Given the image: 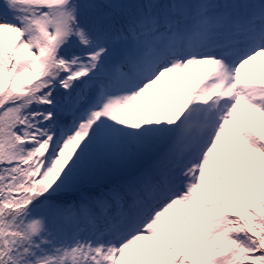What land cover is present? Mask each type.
<instances>
[{
  "label": "snow or ice",
  "instance_id": "6c2138e0",
  "mask_svg": "<svg viewBox=\"0 0 264 264\" xmlns=\"http://www.w3.org/2000/svg\"><path fill=\"white\" fill-rule=\"evenodd\" d=\"M259 56L264 0H0V264H264Z\"/></svg>",
  "mask_w": 264,
  "mask_h": 264
},
{
  "label": "rangeland",
  "instance_id": "374dc122",
  "mask_svg": "<svg viewBox=\"0 0 264 264\" xmlns=\"http://www.w3.org/2000/svg\"><path fill=\"white\" fill-rule=\"evenodd\" d=\"M255 63L260 65L261 67H264V56L257 57ZM197 75H198V72H197V70H196V68L194 66V68L192 70H190L189 79L188 80H183V79L181 80V86L182 87H187L189 89H195ZM159 88L161 90H164L166 88V86L165 85H160ZM240 111H246V113L249 116H251L253 121L257 124V128H258V131H254V132H256L258 135L264 136V118L258 117L256 114L252 113L251 110L245 108L244 106H241L240 108L237 109V117L238 118H242V115H241ZM252 155H255V153H253ZM200 193L202 195H210L211 194V189H208V188L201 189Z\"/></svg>",
  "mask_w": 264,
  "mask_h": 264
},
{
  "label": "bare ground",
  "instance_id": "6f19581e",
  "mask_svg": "<svg viewBox=\"0 0 264 264\" xmlns=\"http://www.w3.org/2000/svg\"><path fill=\"white\" fill-rule=\"evenodd\" d=\"M192 77V76H191ZM241 112V115H242V118H238L242 121H244L245 123L248 124V126L253 130V131H258V128H257V124L253 121V119L251 118V116H249L246 111H240ZM230 128H232V131L233 132H237L238 129H236L234 126H231L230 125Z\"/></svg>",
  "mask_w": 264,
  "mask_h": 264
},
{
  "label": "trees",
  "instance_id": "16d2710c",
  "mask_svg": "<svg viewBox=\"0 0 264 264\" xmlns=\"http://www.w3.org/2000/svg\"><path fill=\"white\" fill-rule=\"evenodd\" d=\"M81 2L87 3V2H89V0H81ZM242 211H243V209H240V210H238L237 213H233V215H234V216H235V215H238V213H239V212H242Z\"/></svg>",
  "mask_w": 264,
  "mask_h": 264
}]
</instances>
